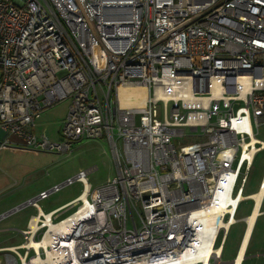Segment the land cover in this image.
<instances>
[{
    "label": "built area",
    "instance_id": "2783aa9c",
    "mask_svg": "<svg viewBox=\"0 0 264 264\" xmlns=\"http://www.w3.org/2000/svg\"><path fill=\"white\" fill-rule=\"evenodd\" d=\"M130 85L143 105L123 104ZM64 100L52 140L36 121ZM262 121L264 0H0V129L18 139L0 147L69 153L105 138L116 166L99 186L80 169L1 215L35 209L0 264H218Z\"/></svg>",
    "mask_w": 264,
    "mask_h": 264
},
{
    "label": "rangeland",
    "instance_id": "374dc122",
    "mask_svg": "<svg viewBox=\"0 0 264 264\" xmlns=\"http://www.w3.org/2000/svg\"><path fill=\"white\" fill-rule=\"evenodd\" d=\"M68 103V100H64L46 109L36 121V130L44 131L50 139L57 140V131L62 126ZM257 137L264 141V121L260 122L258 126ZM200 139V136H190L183 139L181 143H190ZM177 143L178 140L176 139L175 144ZM117 145L120 158L124 160L120 139H118ZM80 169L91 170L88 173L91 187L103 184L116 173L113 154L105 138L79 140L73 144L69 153L43 151L24 146L13 151L7 150L0 163V174L3 175L2 187L7 186L0 192V215L35 196L39 191L48 189L53 184L60 183L67 177L73 176ZM261 175L264 176V150L259 151L256 155L244 195L257 190ZM80 191L81 185L74 183L51 194L39 204L44 212H48L71 200ZM251 203L250 200L243 201L236 218L246 217L250 212ZM73 208L69 207L61 211L60 217L71 213ZM262 209H264V206H262ZM34 213L35 209L33 207L25 206L1 217L0 246L19 244L22 241L19 230L25 227L27 219ZM262 222H264V217H260L252 241L260 235L259 230ZM243 229L244 223L242 221H237L231 225L225 245L228 254H233ZM221 257L218 264H223Z\"/></svg>",
    "mask_w": 264,
    "mask_h": 264
},
{
    "label": "crops",
    "instance_id": "0c3cea01",
    "mask_svg": "<svg viewBox=\"0 0 264 264\" xmlns=\"http://www.w3.org/2000/svg\"><path fill=\"white\" fill-rule=\"evenodd\" d=\"M5 138H7L8 140L13 141V142H16L18 140L16 136L8 135L2 129H0V144ZM13 142H10L8 144V146L5 148L0 147V163H1L2 158L5 156L7 150L13 151L16 148L21 147V145L13 143ZM2 176L0 174V192L3 190V188L7 187V186L2 187V184H3V181H2L3 177ZM261 178H262V175H261ZM261 178H260L259 182L261 181ZM258 185H259V183H258ZM257 190H258V186H257ZM257 190L254 192H250L248 194H245V195H248V198L245 199L244 201L250 200L252 202L251 203V209H250L249 214L246 217L236 218L235 223L237 221H242L244 223V229H243L242 234L240 235L238 244H237L232 255L228 254V252L226 251V248H225V245L227 243V239L229 236V231H228L226 240H225V242H224V244L220 250V253L222 255L221 259H222L223 264H229L230 260L237 259L240 255H241V259H240L238 264H264V222H262V225H260V230H259L260 235L256 239H254V241H252L253 233H254V230L257 226V223L259 222L260 217H264V209H262V206H264V197H261L259 200L258 208L256 209L255 219H254L251 226H250V223L248 221L249 217L251 216L252 212L255 210V207H256L255 206L256 202H255L254 198L251 197V195H253L255 192H257ZM242 202H241V204H242ZM241 204H240V206H241ZM240 206H239V208H240ZM10 210H8V211H10ZM238 211H239V209H238ZM7 212H5V213H7ZM249 227H251L250 233H249L248 239H246L245 237H246V234L248 232ZM9 246H11V245L0 246V248L9 247ZM0 255H1V252H0Z\"/></svg>",
    "mask_w": 264,
    "mask_h": 264
},
{
    "label": "bare ground",
    "instance_id": "6f19581e",
    "mask_svg": "<svg viewBox=\"0 0 264 264\" xmlns=\"http://www.w3.org/2000/svg\"><path fill=\"white\" fill-rule=\"evenodd\" d=\"M119 94L120 97L123 101L124 105H134V106H141L144 104V98L146 96V90L145 87H143L142 85H130V86H125L123 88H120L119 90ZM190 149V146L187 147V150ZM262 193H264V191H259V192H255L253 195H251L252 198H254L256 204H255V210L252 212L251 216L249 217V223L250 226L252 225L254 219H255V215H256V209L258 208V204H259V200L262 196ZM250 228L248 229V232L246 234V239H248L249 233H250ZM245 239V240H246ZM221 248H219L217 250V252L219 254L220 253ZM241 259V255L235 259V263L234 264H238L239 261Z\"/></svg>",
    "mask_w": 264,
    "mask_h": 264
},
{
    "label": "water",
    "instance_id": "95a60500",
    "mask_svg": "<svg viewBox=\"0 0 264 264\" xmlns=\"http://www.w3.org/2000/svg\"><path fill=\"white\" fill-rule=\"evenodd\" d=\"M234 263H235V259L229 261V264H234Z\"/></svg>",
    "mask_w": 264,
    "mask_h": 264
}]
</instances>
